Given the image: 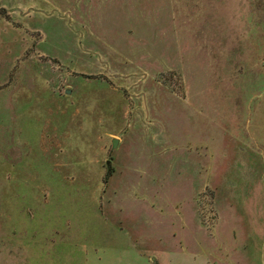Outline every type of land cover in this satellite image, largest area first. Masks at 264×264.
I'll return each mask as SVG.
<instances>
[{
  "label": "rangeland",
  "instance_id": "1",
  "mask_svg": "<svg viewBox=\"0 0 264 264\" xmlns=\"http://www.w3.org/2000/svg\"><path fill=\"white\" fill-rule=\"evenodd\" d=\"M0 264H264V0H0Z\"/></svg>",
  "mask_w": 264,
  "mask_h": 264
},
{
  "label": "water",
  "instance_id": "2",
  "mask_svg": "<svg viewBox=\"0 0 264 264\" xmlns=\"http://www.w3.org/2000/svg\"><path fill=\"white\" fill-rule=\"evenodd\" d=\"M67 94H69V92H67ZM116 144H117V140L113 139L112 140V149H114L116 147ZM106 165H109V161L106 162Z\"/></svg>",
  "mask_w": 264,
  "mask_h": 264
}]
</instances>
